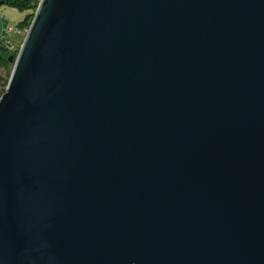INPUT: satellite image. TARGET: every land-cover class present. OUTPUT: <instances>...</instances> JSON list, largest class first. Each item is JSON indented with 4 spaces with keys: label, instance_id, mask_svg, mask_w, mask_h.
Here are the masks:
<instances>
[{
    "label": "water",
    "instance_id": "obj_1",
    "mask_svg": "<svg viewBox=\"0 0 264 264\" xmlns=\"http://www.w3.org/2000/svg\"><path fill=\"white\" fill-rule=\"evenodd\" d=\"M0 98V264H264V0H41Z\"/></svg>",
    "mask_w": 264,
    "mask_h": 264
},
{
    "label": "trees",
    "instance_id": "obj_2",
    "mask_svg": "<svg viewBox=\"0 0 264 264\" xmlns=\"http://www.w3.org/2000/svg\"><path fill=\"white\" fill-rule=\"evenodd\" d=\"M40 1L41 0H1L2 3L21 11H30L24 20L17 24L19 28H29ZM18 51L19 50L15 52L11 51L7 45L0 40V70H4V73L0 72V85L3 86V91H0V97L7 89L9 78L13 69V64L10 62L9 57L11 54L17 55Z\"/></svg>",
    "mask_w": 264,
    "mask_h": 264
},
{
    "label": "rangeland",
    "instance_id": "obj_3",
    "mask_svg": "<svg viewBox=\"0 0 264 264\" xmlns=\"http://www.w3.org/2000/svg\"><path fill=\"white\" fill-rule=\"evenodd\" d=\"M30 13V11L25 10L21 11L17 8L11 7L5 3H2L0 0V29H2L5 25H13L18 24ZM13 34L9 36L12 37ZM24 37H22L19 41H14V43L21 47L23 43ZM1 73H4V70H0ZM0 91H3V86L0 85Z\"/></svg>",
    "mask_w": 264,
    "mask_h": 264
},
{
    "label": "built area",
    "instance_id": "obj_4",
    "mask_svg": "<svg viewBox=\"0 0 264 264\" xmlns=\"http://www.w3.org/2000/svg\"><path fill=\"white\" fill-rule=\"evenodd\" d=\"M10 34L20 35L21 37H25V35H26V27L19 28L17 26V24H15V25L5 26L0 31V40L3 41L11 51L15 52L17 50H20L21 47L17 46L14 42H12L10 40V38H9Z\"/></svg>",
    "mask_w": 264,
    "mask_h": 264
},
{
    "label": "crops",
    "instance_id": "obj_5",
    "mask_svg": "<svg viewBox=\"0 0 264 264\" xmlns=\"http://www.w3.org/2000/svg\"><path fill=\"white\" fill-rule=\"evenodd\" d=\"M13 25H15V24H13ZM5 26H9V25H5ZM5 26H3L2 29H3ZM2 29H0V31H1ZM9 38H10V40H11L12 42H14V41H19L22 37H21L20 35H12V37H9Z\"/></svg>",
    "mask_w": 264,
    "mask_h": 264
},
{
    "label": "bare ground",
    "instance_id": "obj_6",
    "mask_svg": "<svg viewBox=\"0 0 264 264\" xmlns=\"http://www.w3.org/2000/svg\"><path fill=\"white\" fill-rule=\"evenodd\" d=\"M30 27V26H29ZM28 30H29V28H26V34H27V32H28ZM2 96V95H1ZM1 98V97H0Z\"/></svg>",
    "mask_w": 264,
    "mask_h": 264
}]
</instances>
